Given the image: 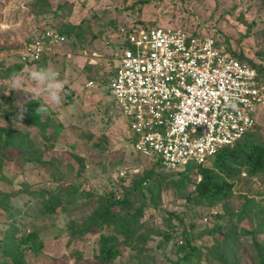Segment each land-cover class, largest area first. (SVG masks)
<instances>
[{
	"label": "rangeland",
	"instance_id": "obj_1",
	"mask_svg": "<svg viewBox=\"0 0 264 264\" xmlns=\"http://www.w3.org/2000/svg\"><path fill=\"white\" fill-rule=\"evenodd\" d=\"M141 24L215 35L236 52L264 63V0H0V69L14 62L23 64L17 73L22 77L21 89L12 88L13 76L0 78V94L10 101L5 108L0 107V125L26 127L21 105L32 97L30 72L37 67L24 54L26 43L45 30L77 26L61 43L46 44L45 51L46 66L55 67L65 81L62 103L49 108L63 128L56 136H49L52 149L44 153L45 159L52 156L60 162L56 179L44 180L31 164L13 158L4 160L1 166L9 180L1 179L0 188L11 192L13 207L21 209L26 195L18 187L25 184L31 189L80 184L92 195L80 199L72 212L40 216L32 211L31 219L22 220L20 233L44 229L41 253L24 250L27 264H100L94 256L95 236L75 238L67 226L73 223L79 227L100 201L127 191L137 172L127 171L121 176L118 165L145 159L131 148L126 118L104 84L111 72L110 60L121 52L123 35ZM248 29L250 36L241 38ZM93 52L102 57H94ZM92 59L95 65L89 64ZM257 121L251 135L264 144V107L257 112ZM194 176L192 173L190 178ZM178 177L166 172L157 174L155 193H160L153 201L146 199L148 205L141 218L147 241L133 238L129 245H121V255L112 264H170L176 259L177 245L184 242L183 232L200 247V256L193 264H223L212 253V247L214 237L222 239L225 231L231 233L225 240L235 258L227 264H256L255 245L264 240V171L254 176L240 174L233 195L213 206L186 200L192 181H185V187H174L171 181ZM4 216L0 210V238L7 223ZM215 225L223 229L211 235ZM164 235L170 239L165 241Z\"/></svg>",
	"mask_w": 264,
	"mask_h": 264
},
{
	"label": "built area",
	"instance_id": "obj_2",
	"mask_svg": "<svg viewBox=\"0 0 264 264\" xmlns=\"http://www.w3.org/2000/svg\"><path fill=\"white\" fill-rule=\"evenodd\" d=\"M62 40L41 32L24 54L39 59L46 44ZM120 47L112 57L116 66L108 92L126 118L132 148L162 170L204 164L256 124L264 107V77L215 37L179 27H135Z\"/></svg>",
	"mask_w": 264,
	"mask_h": 264
},
{
	"label": "trees",
	"instance_id": "obj_3",
	"mask_svg": "<svg viewBox=\"0 0 264 264\" xmlns=\"http://www.w3.org/2000/svg\"><path fill=\"white\" fill-rule=\"evenodd\" d=\"M152 26L158 25L141 24L137 27ZM76 28L77 26H72L64 30H53V33L62 36L64 39L66 35L70 34V29ZM249 32L248 29L241 38L250 36ZM211 36L220 40L236 58L255 68L259 76L264 77V63L254 62L251 58L246 57L244 53L236 52L229 43L218 36ZM32 41L33 39H30L26 44L29 45ZM45 51H42L39 59L29 58V61L37 67L46 66L48 55ZM110 61L111 72L104 83L107 85L116 66L114 60ZM89 64L95 65L96 63L89 61ZM22 66L21 62H14L5 68H1L0 78L17 74ZM40 99L43 100V98ZM9 102V99L0 94V107L5 108ZM39 104L40 101H35L31 97L21 105V113L24 116L22 121L26 126L25 129H18L10 124L0 125V181L1 179L9 180L2 172L1 166L4 160H13V158L24 164H31L39 174L43 175L44 180L53 181L56 179L60 162L52 156L45 159L44 153L52 149V146H49L48 143L49 136H56L63 128V123L52 116V110L50 109L46 114L37 115L35 110L39 107ZM257 122L233 145H224L219 148L204 164L191 163L185 169L178 171H164L158 161L147 158L138 160L132 165H118V170L137 168L141 164L144 167L131 177L130 187L121 196L104 198L88 216L83 218L79 227L69 223L67 227L70 234L78 239L85 238L88 234L94 235L97 250L94 256L100 264L114 263L116 258L121 255V245H129L133 238L145 243L148 237L147 232H142L144 221L141 218L145 207L148 205L146 199L153 201L155 195L160 193L159 191L158 194L155 193L158 185L154 184L155 177L160 172L179 176L171 181L174 187H185V183L192 181V189L186 194V200L203 201L210 206L225 203L233 195L234 182L240 174L245 173L254 176L264 171V144L255 141L251 135L258 124ZM125 123L128 127L126 121ZM32 129L35 134L32 133ZM129 142L132 148L130 138ZM192 173L195 175L194 179L190 178ZM18 188L19 191H24L26 195L23 209L14 208L12 205V198L14 197H12L11 192L3 191L0 188V210L5 212L4 217L7 220L0 238V264H27L24 259V250H29L34 255L41 253L44 245L41 239L44 229H32L27 234L20 233L19 224L22 220L31 219L30 213L32 211L33 214H39L40 216L53 215L59 211L72 212L78 207L77 202L80 199L92 195L88 189L85 191L80 184L66 183L55 185L52 188L36 189H31L25 184ZM263 196L261 198H264ZM137 199L139 200L137 201ZM246 202L250 203L253 200L246 199ZM258 211H260V208H258ZM173 216L180 219L177 214ZM222 229V226L215 225L210 230V234L213 235L215 232L222 231ZM230 235V231H225L222 239L214 237L215 246L212 247V253L223 264H227L230 259L235 260L233 253L230 252L232 249L226 246L225 239ZM182 237L184 242L177 245L176 259L172 260L170 264H193L194 258L200 256V247L194 245L192 237L186 232H183ZM164 239L168 241L170 236L164 235ZM220 246H223L224 249H220ZM255 246L256 264H264V240L256 243Z\"/></svg>",
	"mask_w": 264,
	"mask_h": 264
},
{
	"label": "clouds",
	"instance_id": "obj_4",
	"mask_svg": "<svg viewBox=\"0 0 264 264\" xmlns=\"http://www.w3.org/2000/svg\"><path fill=\"white\" fill-rule=\"evenodd\" d=\"M34 88L31 92L32 99L40 101L35 112L37 115L46 114L51 106L59 105L63 101V89L65 81L61 79L60 72L53 66L34 67L30 72ZM22 77L14 74L12 77V88L21 89ZM46 97L41 100V97Z\"/></svg>",
	"mask_w": 264,
	"mask_h": 264
}]
</instances>
